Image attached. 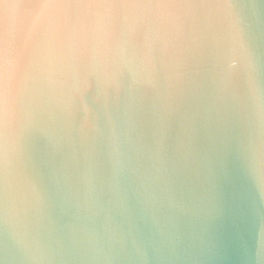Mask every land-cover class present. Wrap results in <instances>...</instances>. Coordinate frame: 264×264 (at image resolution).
Masks as SVG:
<instances>
[{
  "label": "water",
  "instance_id": "95a60500",
  "mask_svg": "<svg viewBox=\"0 0 264 264\" xmlns=\"http://www.w3.org/2000/svg\"><path fill=\"white\" fill-rule=\"evenodd\" d=\"M0 264H264V0H0Z\"/></svg>",
  "mask_w": 264,
  "mask_h": 264
}]
</instances>
